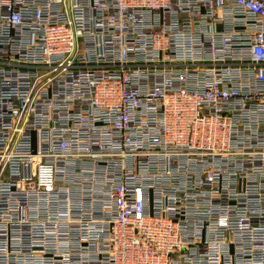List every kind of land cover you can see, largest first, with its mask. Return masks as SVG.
Segmentation results:
<instances>
[{
  "label": "built area",
  "instance_id": "obj_1",
  "mask_svg": "<svg viewBox=\"0 0 264 264\" xmlns=\"http://www.w3.org/2000/svg\"><path fill=\"white\" fill-rule=\"evenodd\" d=\"M0 264H264V0H0Z\"/></svg>",
  "mask_w": 264,
  "mask_h": 264
}]
</instances>
